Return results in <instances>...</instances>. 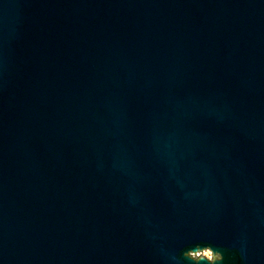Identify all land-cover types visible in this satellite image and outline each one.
Segmentation results:
<instances>
[{"label":"water","instance_id":"1","mask_svg":"<svg viewBox=\"0 0 264 264\" xmlns=\"http://www.w3.org/2000/svg\"><path fill=\"white\" fill-rule=\"evenodd\" d=\"M0 264H264V0H0Z\"/></svg>","mask_w":264,"mask_h":264}]
</instances>
